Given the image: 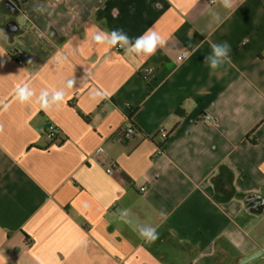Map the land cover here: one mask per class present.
I'll use <instances>...</instances> for the list:
<instances>
[{"label":"crops","instance_id":"0c3cea01","mask_svg":"<svg viewBox=\"0 0 264 264\" xmlns=\"http://www.w3.org/2000/svg\"><path fill=\"white\" fill-rule=\"evenodd\" d=\"M97 28L166 43L130 56L94 43ZM223 42L231 63L212 71ZM23 83L65 100L21 104ZM0 126V264H241L264 249V212L244 201L264 198V0H0Z\"/></svg>","mask_w":264,"mask_h":264},{"label":"clouds","instance_id":"9594fccd","mask_svg":"<svg viewBox=\"0 0 264 264\" xmlns=\"http://www.w3.org/2000/svg\"><path fill=\"white\" fill-rule=\"evenodd\" d=\"M193 3L196 0H192ZM215 2V0H213ZM223 7L231 8L233 0H221ZM34 11L40 14L47 12L44 5L38 4L34 6ZM50 14V13H49ZM213 18L219 21V17L215 12L212 13ZM26 18V17H25ZM90 39L97 45H102L108 48L119 47L123 49L130 56H153L156 54L158 48H162L166 40L153 28H149L143 34L132 38L122 28H115L111 31L97 28ZM210 52L204 57V62L212 71H216L225 64L231 63V45L227 42L212 43L210 45ZM56 59L59 61L61 57L58 55ZM30 62V61H29ZM74 80L67 81V87L72 88ZM65 90L63 88L49 90L47 88L41 89L39 94H36L28 83L18 84L15 88L14 96L21 104L32 102L35 97V103L45 111L53 107H59L65 100ZM93 97H102L103 92L93 89L90 92ZM3 131L0 126V132ZM119 218L126 223H130L126 218L129 216V210H118ZM140 237L148 244L154 243L159 239L158 230L155 227L143 226L139 229Z\"/></svg>","mask_w":264,"mask_h":264},{"label":"built area","instance_id":"2783aa9c","mask_svg":"<svg viewBox=\"0 0 264 264\" xmlns=\"http://www.w3.org/2000/svg\"><path fill=\"white\" fill-rule=\"evenodd\" d=\"M116 49H121V48L116 47ZM177 59L178 60L181 59V56L177 57ZM142 73H143L144 77H148L151 74V70L150 69H144L142 71ZM204 119L205 120H210V116L205 115ZM117 133H118L119 138L122 141H127V140H130L133 137V135L135 134V129L132 126H122V127H120L118 129ZM44 134H45L46 139L48 141H50V142H52V141H60V135L56 131V129H55V127L53 125H48L46 127V130H45ZM158 134H159V136L162 139H165L167 137V135H168L167 131H165L163 129H160L158 131ZM97 152L102 154L104 152V150L101 147H99L97 149ZM115 168H116L115 163L111 162V163H109V165L107 166L105 171H106L107 174L111 175V174L114 173ZM143 190H144V188L140 189V191H143Z\"/></svg>","mask_w":264,"mask_h":264},{"label":"water","instance_id":"95a60500","mask_svg":"<svg viewBox=\"0 0 264 264\" xmlns=\"http://www.w3.org/2000/svg\"><path fill=\"white\" fill-rule=\"evenodd\" d=\"M5 7L15 13V6L11 2H6ZM19 29V26L15 20H9L4 25V30L8 34H15ZM246 209L253 213V214H259L261 212H264V198H262L259 195H250L247 196L245 199ZM264 257V249L259 251L258 253L246 258L243 260L241 264H247L255 259Z\"/></svg>","mask_w":264,"mask_h":264},{"label":"flooded vegetation","instance_id":"af4514ba","mask_svg":"<svg viewBox=\"0 0 264 264\" xmlns=\"http://www.w3.org/2000/svg\"><path fill=\"white\" fill-rule=\"evenodd\" d=\"M14 6H15V5H14ZM12 13H13V12H12ZM12 18H13V17H10V18L8 19V21L11 20Z\"/></svg>","mask_w":264,"mask_h":264},{"label":"rangeland","instance_id":"374dc122","mask_svg":"<svg viewBox=\"0 0 264 264\" xmlns=\"http://www.w3.org/2000/svg\"><path fill=\"white\" fill-rule=\"evenodd\" d=\"M10 14L12 15L13 13L11 12ZM255 261H261V260H255Z\"/></svg>","mask_w":264,"mask_h":264},{"label":"trees","instance_id":"16d2710c","mask_svg":"<svg viewBox=\"0 0 264 264\" xmlns=\"http://www.w3.org/2000/svg\"><path fill=\"white\" fill-rule=\"evenodd\" d=\"M133 127V126H132ZM134 128V127H133Z\"/></svg>","mask_w":264,"mask_h":264}]
</instances>
